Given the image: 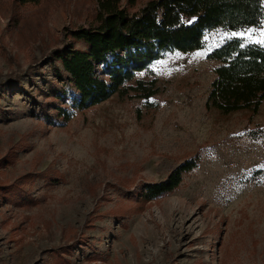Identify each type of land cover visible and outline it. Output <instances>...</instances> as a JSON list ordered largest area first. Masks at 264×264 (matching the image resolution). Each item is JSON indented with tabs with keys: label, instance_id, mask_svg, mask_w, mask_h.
Wrapping results in <instances>:
<instances>
[{
	"label": "rangeland",
	"instance_id": "obj_1",
	"mask_svg": "<svg viewBox=\"0 0 264 264\" xmlns=\"http://www.w3.org/2000/svg\"><path fill=\"white\" fill-rule=\"evenodd\" d=\"M11 1L0 0V264H264V101L255 116L205 107L210 53L235 38L264 45V21L165 54L143 76L156 81L149 100L115 95L60 126L42 111L74 91L51 56L94 25L100 0H44L16 24ZM119 1L134 13L151 0ZM194 160L173 193L141 198Z\"/></svg>",
	"mask_w": 264,
	"mask_h": 264
},
{
	"label": "trees",
	"instance_id": "obj_2",
	"mask_svg": "<svg viewBox=\"0 0 264 264\" xmlns=\"http://www.w3.org/2000/svg\"><path fill=\"white\" fill-rule=\"evenodd\" d=\"M43 2L12 0L14 24L22 9ZM263 21L264 0H151L134 13L119 0H100L94 25L71 31L72 43L52 53L50 64L56 79L74 92L65 97L56 92L52 97L62 103L54 107V116L42 111L43 120L64 125L75 111L90 110L115 95L124 98L133 93L149 100L158 89L155 79L147 81L143 76L165 54L202 50L209 32L259 27ZM77 43L84 48H76ZM209 59L219 66L206 110L225 116L239 112L257 115L264 101V45L231 39L213 50ZM196 167L195 160L184 163L164 182L146 186L141 198L150 202L173 193L182 183L183 173Z\"/></svg>",
	"mask_w": 264,
	"mask_h": 264
}]
</instances>
